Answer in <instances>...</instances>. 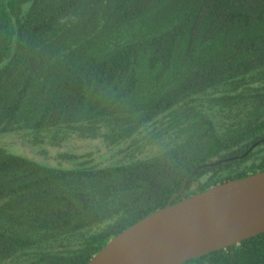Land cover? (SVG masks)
Wrapping results in <instances>:
<instances>
[{
    "label": "trees",
    "instance_id": "16d2710c",
    "mask_svg": "<svg viewBox=\"0 0 264 264\" xmlns=\"http://www.w3.org/2000/svg\"><path fill=\"white\" fill-rule=\"evenodd\" d=\"M0 264H86L144 216L264 170V0H0ZM44 152V150H42ZM190 176V177H189ZM185 183V185H184ZM182 264H264V232Z\"/></svg>",
    "mask_w": 264,
    "mask_h": 264
},
{
    "label": "water",
    "instance_id": "95a60500",
    "mask_svg": "<svg viewBox=\"0 0 264 264\" xmlns=\"http://www.w3.org/2000/svg\"><path fill=\"white\" fill-rule=\"evenodd\" d=\"M207 162V166L247 156ZM190 177V176H189ZM185 185V183H184ZM264 232V170L229 179L144 216L86 264H182Z\"/></svg>",
    "mask_w": 264,
    "mask_h": 264
},
{
    "label": "rangeland",
    "instance_id": "374dc122",
    "mask_svg": "<svg viewBox=\"0 0 264 264\" xmlns=\"http://www.w3.org/2000/svg\"><path fill=\"white\" fill-rule=\"evenodd\" d=\"M0 144H3L13 151L18 153H22L27 155L33 159L44 161L53 165H68L66 162H62L60 159L57 158V154L59 151H73L83 153L88 149H96L101 148L104 150V145L99 140H81V139H71L67 141L62 147H51V146H44L42 150L40 148L31 147L26 145L22 142L20 137L6 135L4 137H0Z\"/></svg>",
    "mask_w": 264,
    "mask_h": 264
},
{
    "label": "flooded vegetation",
    "instance_id": "af4514ba",
    "mask_svg": "<svg viewBox=\"0 0 264 264\" xmlns=\"http://www.w3.org/2000/svg\"><path fill=\"white\" fill-rule=\"evenodd\" d=\"M238 156H241V155H238ZM246 157V156H245ZM239 158H242V157H239Z\"/></svg>",
    "mask_w": 264,
    "mask_h": 264
}]
</instances>
